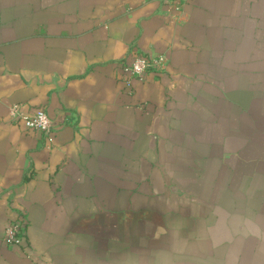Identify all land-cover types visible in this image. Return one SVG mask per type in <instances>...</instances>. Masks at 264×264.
<instances>
[{
  "label": "crops",
  "instance_id": "obj_1",
  "mask_svg": "<svg viewBox=\"0 0 264 264\" xmlns=\"http://www.w3.org/2000/svg\"><path fill=\"white\" fill-rule=\"evenodd\" d=\"M175 14L0 0V264H264V0ZM137 55L166 75L127 86ZM10 221L25 246L4 244Z\"/></svg>",
  "mask_w": 264,
  "mask_h": 264
},
{
  "label": "built area",
  "instance_id": "obj_2",
  "mask_svg": "<svg viewBox=\"0 0 264 264\" xmlns=\"http://www.w3.org/2000/svg\"><path fill=\"white\" fill-rule=\"evenodd\" d=\"M168 11L176 13L174 21L180 23V16L191 0H158ZM124 73V82L130 86L134 79L143 80L147 75L156 77L166 75L168 71V60L165 56L137 55L131 61H121ZM9 117L15 122L23 124L27 132H42L50 134L56 131L54 121L44 109L24 113L20 105H13L10 108ZM26 225L24 222L10 221L4 234V244L8 247L20 248L25 246L27 239Z\"/></svg>",
  "mask_w": 264,
  "mask_h": 264
}]
</instances>
